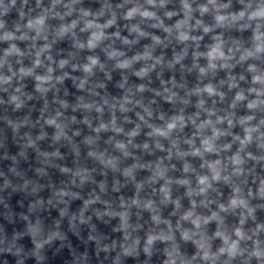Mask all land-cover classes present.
<instances>
[{
  "label": "clouds",
  "instance_id": "obj_1",
  "mask_svg": "<svg viewBox=\"0 0 264 264\" xmlns=\"http://www.w3.org/2000/svg\"><path fill=\"white\" fill-rule=\"evenodd\" d=\"M57 258L264 264V0H0V264Z\"/></svg>",
  "mask_w": 264,
  "mask_h": 264
}]
</instances>
